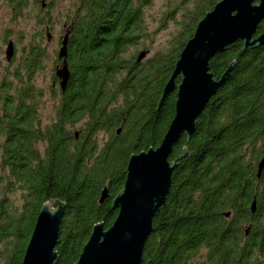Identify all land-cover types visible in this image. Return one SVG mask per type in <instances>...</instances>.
Returning a JSON list of instances; mask_svg holds the SVG:
<instances>
[{
	"label": "trees",
	"instance_id": "1",
	"mask_svg": "<svg viewBox=\"0 0 264 264\" xmlns=\"http://www.w3.org/2000/svg\"><path fill=\"white\" fill-rule=\"evenodd\" d=\"M7 1L17 14L26 3ZM35 1L43 12L41 0ZM149 1H80L68 39L66 86L48 87L55 99L48 122L40 120L43 91L33 83L46 56L45 26L25 42L16 65L2 75L3 264H19L37 211L49 198L64 202L54 245L57 264L73 263L91 225L101 221L107 227L113 220L117 210L110 200L121 187L128 155L159 143L175 99L173 89L156 109L161 88L196 21L217 0H193L168 50L136 62L137 53L122 54L139 36L140 7ZM263 26L260 19L254 35ZM241 46L236 39L210 57L209 70L216 77L230 61L235 63L197 115L191 137L182 134L172 145L170 159L182 145L188 153L172 168L164 204L152 217L142 248L143 260L149 258L151 264H195L199 256L200 264H247L252 251L264 256V165L256 176L264 156V43ZM98 131L105 134L100 144ZM104 185L107 196L98 202ZM15 190L18 207L7 195ZM249 220L245 239L239 223Z\"/></svg>",
	"mask_w": 264,
	"mask_h": 264
},
{
	"label": "water",
	"instance_id": "2",
	"mask_svg": "<svg viewBox=\"0 0 264 264\" xmlns=\"http://www.w3.org/2000/svg\"><path fill=\"white\" fill-rule=\"evenodd\" d=\"M260 19H264V0H217L196 21L191 35L178 52L157 100L156 109L165 95L175 90L173 114L159 143L128 155L123 182L110 200V206L117 210L113 220L107 227H103L101 221L91 225L76 260L71 264H151L149 258H142L143 244L152 230L153 215L164 204L171 170L187 152L182 145L179 154L170 159L172 145L182 134L186 139L191 137L197 115L228 77L235 63L234 60L230 61L216 77L209 70L208 61L214 53L222 51L236 39L241 40V50L264 43V26L254 35ZM45 35L48 40L50 33L47 28ZM66 42L67 31L60 36L56 51L60 62L54 68V76L60 90L65 88L69 76ZM145 52L138 51L135 61H139ZM12 53L13 43L9 39L4 49L5 59L8 60ZM118 130L119 127L116 132ZM263 165L264 156L257 162V177ZM106 196L107 188L104 185L100 189L98 202ZM254 207L255 201L252 199L250 211ZM63 209L64 202L58 198H49L40 205L19 264H57L54 245Z\"/></svg>",
	"mask_w": 264,
	"mask_h": 264
},
{
	"label": "rangeland",
	"instance_id": "3",
	"mask_svg": "<svg viewBox=\"0 0 264 264\" xmlns=\"http://www.w3.org/2000/svg\"><path fill=\"white\" fill-rule=\"evenodd\" d=\"M43 12H39V3L35 0H26L24 6L17 14L7 0H0V79L6 73V66L13 67L20 56V49L32 37L36 36V31L40 27L47 26L51 34L50 40L46 41L45 30L42 36L46 56L42 60V66L37 69L33 76L35 87L43 91L42 103L39 108V117L43 123L48 122L53 114L55 99L49 95L48 87L51 84V75H54V68L59 62L56 57L59 46V35L62 34V23L68 22L72 11L80 0H42ZM193 7V0H150L140 8L142 23L140 34L127 45L123 52V57H129L140 50H145L142 59L151 57L157 52H166L174 42L176 35L182 28L183 20L188 11ZM13 43V53L10 58L5 59L4 49L7 40ZM15 58V60H13ZM13 60V61H12ZM12 61V62H11ZM11 62V63H10ZM9 77H11L9 75ZM55 90L58 87L57 80L54 83ZM95 138L100 144L105 134L96 132ZM13 205L19 206L21 200L19 191L7 193ZM202 252V251H201ZM194 259V258H193ZM203 257L195 258L194 263L200 264ZM260 260V259H259ZM0 256V264H3ZM264 264V260H260Z\"/></svg>",
	"mask_w": 264,
	"mask_h": 264
},
{
	"label": "flooded vegetation",
	"instance_id": "4",
	"mask_svg": "<svg viewBox=\"0 0 264 264\" xmlns=\"http://www.w3.org/2000/svg\"><path fill=\"white\" fill-rule=\"evenodd\" d=\"M81 1V0H80ZM80 1L78 2V4H77V6H75V8L73 9V11H72V15H71V18L69 19V21L68 22H63L62 23V29H63V31H62V34L65 32V31H67V42H66V49H68V39H69V36L71 35V32H72V22H73V20H74V17H75V15H76V13L79 11V8H80ZM98 1H101V0H98ZM113 1V0H112ZM41 5H43V1L41 0ZM46 27L47 26H45V29H46ZM48 28V27H47ZM61 34V35H62ZM61 35H59V40H60V36ZM50 37H51V34H50ZM50 37H49V39L47 40L46 39V41H49L50 40ZM59 45H60V41H59ZM59 47V46H58ZM57 47V48H58ZM68 52V51H67ZM67 52H66V60H67ZM12 58H13V56H12ZM12 58H10V59H12ZM13 60H15V58L13 59ZM12 60V61H13ZM58 60V59H57ZM11 61V62H12ZM58 61H60V60H58ZM10 62V63H11ZM18 62V61H17ZM16 62V63H17ZM16 65V64H15ZM68 66V65H67ZM5 68H9L8 66H6ZM68 70H69V68H68ZM56 78V77H55ZM56 80H57V78L56 79H53L52 81H51V85H54V83H56ZM57 84H58V81H57ZM250 211V210H249ZM250 212H252V211H250ZM239 225H240V228L241 229H243L245 232H244V236H243V238H245L246 239V237H247V233H248V231L250 230V228H251V221L249 220V221H246V222H242V223H239ZM242 238V239H243ZM251 254L253 255L252 257H250V259H248L247 260V264H263V263H260L261 261L260 260H264V256L260 253V251H258V250H255V251H252L251 252ZM252 258L254 259V260H252ZM260 259V260H259Z\"/></svg>",
	"mask_w": 264,
	"mask_h": 264
}]
</instances>
